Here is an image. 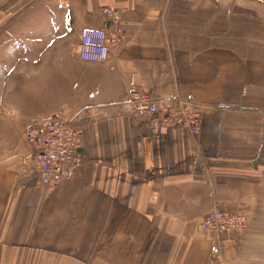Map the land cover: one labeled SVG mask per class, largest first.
<instances>
[{
    "label": "crops",
    "instance_id": "1",
    "mask_svg": "<svg viewBox=\"0 0 264 264\" xmlns=\"http://www.w3.org/2000/svg\"><path fill=\"white\" fill-rule=\"evenodd\" d=\"M105 8L120 10L123 37L107 60H81L79 33L102 28ZM17 10L0 34V49L10 44L0 264H215L200 227L214 205L246 216L244 231L219 235L224 264H264V0H28ZM130 85L192 93L198 135L153 134L120 103ZM49 115L75 120L82 145L76 175L57 187L35 176L23 136Z\"/></svg>",
    "mask_w": 264,
    "mask_h": 264
},
{
    "label": "built area",
    "instance_id": "2",
    "mask_svg": "<svg viewBox=\"0 0 264 264\" xmlns=\"http://www.w3.org/2000/svg\"><path fill=\"white\" fill-rule=\"evenodd\" d=\"M102 18V28L86 27L80 31L75 48L79 59L93 62L107 60L122 39L124 27L120 10L105 8ZM120 103L131 115L146 116L153 134H160L166 129H183L194 138L199 133L202 106L190 92L174 90L167 95H158L130 85L126 98ZM79 134L75 120L56 115L44 116L24 128V139L33 146L30 156L39 181L49 187H57L74 178L83 161ZM200 227L214 237L211 261L224 264L219 235L222 232L244 231L246 216L214 205Z\"/></svg>",
    "mask_w": 264,
    "mask_h": 264
},
{
    "label": "rangeland",
    "instance_id": "3",
    "mask_svg": "<svg viewBox=\"0 0 264 264\" xmlns=\"http://www.w3.org/2000/svg\"><path fill=\"white\" fill-rule=\"evenodd\" d=\"M24 1H28V0H0V34L2 33L3 30H7V25H8V22L10 23V21H9L10 18L14 20L19 14L23 13L21 10H17V6H18L19 2H24ZM36 1H38V0H36ZM261 13H262V15H264V10H262ZM36 18L38 20H40V18H38V17H36ZM2 20H4V21H2ZM259 22H263V21H258V24H259ZM24 25H25V18L23 15L21 17L20 21L17 24H15V26L13 27L11 32L14 33V35L16 34L15 36L17 37L19 35V33H18L19 29L24 28ZM6 45L7 46L0 49V74L1 75H2V73H9V71H10V69L8 68L6 55H5V57L4 56L2 57L3 51L5 49L9 50L10 44L6 43ZM13 50H15L16 52L18 51V50H16L15 47H13ZM11 73H12V71H11ZM7 113H9V112H7Z\"/></svg>",
    "mask_w": 264,
    "mask_h": 264
}]
</instances>
